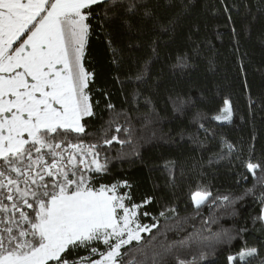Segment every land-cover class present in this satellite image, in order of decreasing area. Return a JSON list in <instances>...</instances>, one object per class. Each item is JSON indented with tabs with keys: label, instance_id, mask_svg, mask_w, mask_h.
Masks as SVG:
<instances>
[{
	"label": "snow or ice",
	"instance_id": "6c2138e0",
	"mask_svg": "<svg viewBox=\"0 0 264 264\" xmlns=\"http://www.w3.org/2000/svg\"><path fill=\"white\" fill-rule=\"evenodd\" d=\"M165 3L176 6V0ZM195 4L178 0L179 11L164 20L150 0H0V264H207L208 253L191 254L192 245L204 241H168L169 232L182 230L178 226L159 232L161 241L145 239L142 233L158 227L139 221L140 215H149L139 210L151 198L137 204L127 181L103 182L111 174L104 146L127 141L110 136L111 125L90 139V118L96 116L90 93L94 73L84 64L92 20L109 21L123 13L128 31L134 32L138 29L127 17L136 16L141 27L150 24L157 30L152 57L136 76L146 80L162 36L172 39ZM193 53L198 55L199 48ZM189 59L187 52L178 54L173 67L183 73L191 67ZM170 100L179 114L189 103L180 97ZM233 115L231 100L224 98L210 119L231 123ZM199 126L204 129L203 123ZM120 131L117 126L115 132ZM227 147L234 151L233 145ZM244 163L254 177L261 172L256 183L264 184V161L250 157ZM252 194L253 189L245 193ZM211 197V191L198 185L190 199L198 211ZM258 200L261 213L254 223L264 225V195ZM222 237L214 243L231 245L236 239L229 233ZM260 257L261 249L244 241L226 261L255 264L259 259L264 264Z\"/></svg>",
	"mask_w": 264,
	"mask_h": 264
},
{
	"label": "trees",
	"instance_id": "16d2710c",
	"mask_svg": "<svg viewBox=\"0 0 264 264\" xmlns=\"http://www.w3.org/2000/svg\"><path fill=\"white\" fill-rule=\"evenodd\" d=\"M150 3L164 20L179 11L178 0L176 6L165 0ZM127 19L138 31H128L123 13L109 21L92 20L85 50V67L94 73L90 93L96 116L90 118V139L111 125L109 135L127 141L104 146L102 155L110 158L111 174L103 182L127 181L132 202L137 204L151 198L139 210L149 215H140L139 221L158 227L143 233L145 239L156 236L161 241L164 237L159 232L178 226L182 230L169 232L168 241H204L194 243L191 254L208 253L207 264H227V255L237 252L244 241L261 249L264 259V225L254 223L261 213L258 197L264 195V184L256 183L261 172L257 170L254 177L244 163L250 157L252 162L264 161L261 0H196L173 38L162 36L159 56L152 59L146 80L136 76L152 57L150 45L157 30L150 24L141 27L139 17ZM194 47L199 48L198 55ZM184 52L191 67L181 73L173 65ZM176 97L189 102L183 114L173 109L170 98ZM224 98L231 100L234 109L231 123L210 119ZM202 116L209 119L201 120ZM228 144L234 146L231 153ZM198 185L211 191L212 197L197 211L190 196ZM248 189H253L252 195H245ZM223 196L229 199H214ZM242 228L247 231L241 233ZM223 233L236 237L231 245L214 243Z\"/></svg>",
	"mask_w": 264,
	"mask_h": 264
},
{
	"label": "rangeland",
	"instance_id": "374dc122",
	"mask_svg": "<svg viewBox=\"0 0 264 264\" xmlns=\"http://www.w3.org/2000/svg\"><path fill=\"white\" fill-rule=\"evenodd\" d=\"M143 234V233H142Z\"/></svg>",
	"mask_w": 264,
	"mask_h": 264
}]
</instances>
